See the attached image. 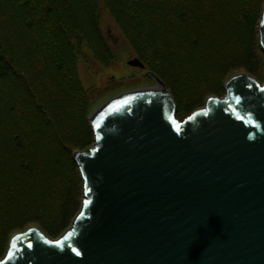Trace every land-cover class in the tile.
I'll list each match as a JSON object with an SVG mask.
<instances>
[{"label":"water","instance_id":"1","mask_svg":"<svg viewBox=\"0 0 264 264\" xmlns=\"http://www.w3.org/2000/svg\"><path fill=\"white\" fill-rule=\"evenodd\" d=\"M257 35L264 52V6ZM153 78L160 89L90 117L94 144L73 151L83 199L70 227L13 234L0 264H264V84L235 74L224 97L179 120Z\"/></svg>","mask_w":264,"mask_h":264},{"label":"trees","instance_id":"2","mask_svg":"<svg viewBox=\"0 0 264 264\" xmlns=\"http://www.w3.org/2000/svg\"><path fill=\"white\" fill-rule=\"evenodd\" d=\"M109 1L114 3L110 13L115 21L119 24L125 21L126 25L136 22L138 26L130 28L129 34L131 37H143L140 41L149 49L154 47L161 53L179 39L181 42L175 43L176 50L168 51L165 60L181 72L185 70L182 62L199 60L198 63L207 64L217 56V52L220 54L223 44L229 50L231 37L224 36L227 33L232 36L236 24L228 27L229 20L242 23L247 28L248 44L253 49L247 51L251 65L247 71L254 74L260 64L261 60L254 51L260 47L253 30L264 0ZM94 2L67 0L66 15L63 0H0V143L16 138L17 145L10 166H1L4 157L0 154V208L3 202L24 207V203L32 198L31 192L35 187L42 188L43 176L50 172L52 163L49 152L44 148L46 142L51 139L60 152L71 150L61 143L56 133L51 135L49 124L40 117L36 96L40 87H50L54 91L66 88L67 95L74 89L73 69L67 52L71 44L67 41L66 45L63 39L57 12L61 11L62 18L70 23L77 21L84 28L87 26L91 33L93 22H98L91 12ZM76 11L83 17V22L78 16L74 17ZM208 31L211 37H207ZM212 37L221 39L216 41ZM64 53H67V70L62 64ZM161 60L164 61L163 58ZM216 77L221 82L225 76L219 71ZM168 84L170 89H175L170 80ZM42 111L45 113L46 109L42 107ZM86 131V136L94 141L90 124ZM7 143L8 146L11 144ZM73 155L69 163L75 174L69 178L59 204L56 227L36 221V225L39 224L42 231L52 237L70 226L82 204V180ZM39 204L42 207L43 204ZM24 224L21 219L10 221L6 228L17 230Z\"/></svg>","mask_w":264,"mask_h":264},{"label":"rangeland","instance_id":"3","mask_svg":"<svg viewBox=\"0 0 264 264\" xmlns=\"http://www.w3.org/2000/svg\"><path fill=\"white\" fill-rule=\"evenodd\" d=\"M63 4L66 6L64 12L67 15V0H63ZM113 5L114 3L109 0H95L91 6V12L97 17L98 22L92 21L94 27L91 33L88 32L87 26L84 28L83 24L77 21L70 23L62 18L61 11L57 12V16L59 15L61 19V22L59 19V29L63 39L66 45L67 41L71 44V49L69 48L67 52L69 65L73 69L74 89L72 88L73 91H69L67 95L66 88L64 91L59 88L54 91L50 87H40L36 103L41 112L40 117L49 124L51 135L56 133L61 143L68 145L71 150L60 152L51 139L50 142H46L44 148L49 152L52 163L50 172L46 173V177L43 176L42 188L35 187L31 192L32 198L24 203L26 204L24 207L2 203L0 259L6 254L13 234L29 227H36L42 231L39 224L36 225V221L56 227L59 204L65 194L69 178L75 174V171L71 170L70 157L74 150L86 152L92 148L94 141L90 136L89 138L86 136V127L90 124V117L96 109L110 99L134 89L155 88L159 86L153 78L156 76L163 81L165 88L171 93L176 105L177 118L182 120L196 109L204 107L208 98L224 97L225 82L235 74L246 73L259 84H264V52L260 51L258 46L254 51L261 60L260 64L254 74L247 71V68L251 67L247 51L251 52L253 49L248 44L247 28L242 23L229 20L227 24L230 27L236 23L233 35L229 36L227 33L224 36L231 37L229 50L223 44L220 54L216 51L217 56L207 64L198 63L199 60H193L192 63L182 62L185 70L181 72L171 62L165 60L168 51L176 50L175 43L181 42L179 39L170 43L172 47L161 50V53H158L160 50L154 47L149 49L142 40L140 41L143 37H131L129 34L131 29L138 26L136 22L126 25L125 21L122 24L115 21L110 13ZM263 6L264 2L260 7L257 24L253 30L257 42V27ZM77 16L79 21H84L78 11L74 17ZM69 23L70 25H67ZM65 29H67L66 32ZM208 33L207 37H211L210 31ZM212 38L216 41L221 39ZM134 58H138L143 63V67L129 65L128 61ZM63 59L61 58L62 64L67 70V53L63 54ZM219 71L225 76L221 82L216 77ZM167 79L172 82L174 90L170 89ZM42 107L46 109L45 113ZM7 142L11 144L8 146ZM15 147H17L16 138L0 143V154L4 157L1 166H10ZM39 203L43 204L42 207ZM20 219L25 221L23 228L17 230L6 228L8 222H16ZM64 231L55 237L42 232L50 239H56Z\"/></svg>","mask_w":264,"mask_h":264},{"label":"bare ground","instance_id":"4","mask_svg":"<svg viewBox=\"0 0 264 264\" xmlns=\"http://www.w3.org/2000/svg\"><path fill=\"white\" fill-rule=\"evenodd\" d=\"M155 89H160V86L155 87Z\"/></svg>","mask_w":264,"mask_h":264}]
</instances>
